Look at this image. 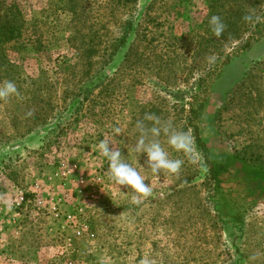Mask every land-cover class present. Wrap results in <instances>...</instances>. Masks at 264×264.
<instances>
[{"label": "rangeland", "instance_id": "rangeland-1", "mask_svg": "<svg viewBox=\"0 0 264 264\" xmlns=\"http://www.w3.org/2000/svg\"><path fill=\"white\" fill-rule=\"evenodd\" d=\"M57 1L15 0L23 35L0 56L19 91L0 100V264H264V0H140L127 15L78 0L77 17ZM114 15L137 34L104 71L84 68L75 46L116 32ZM149 114L190 130L196 153L168 148L181 173L155 176L130 151L153 187L136 204L96 146L120 127L130 149ZM54 207L87 218L82 239L66 243Z\"/></svg>", "mask_w": 264, "mask_h": 264}, {"label": "clouds", "instance_id": "clouds-1", "mask_svg": "<svg viewBox=\"0 0 264 264\" xmlns=\"http://www.w3.org/2000/svg\"><path fill=\"white\" fill-rule=\"evenodd\" d=\"M245 21H251V16H245ZM208 26L212 34L220 38L226 31V24L219 15H211L208 18ZM212 60L215 57L211 58ZM17 85L13 81L0 83V100H7L18 96ZM146 120L152 121V126L147 127L143 121H137L136 128L138 138L131 148L116 146L113 140L121 136L120 127L112 129L111 138L101 139L97 144V149L107 161V174L109 179L118 186H125L132 192V202L139 204L142 199H146L153 194V187L146 183V177L141 174L133 163L129 162L128 154L131 151L139 158L142 154L146 156L144 164L141 165L146 170L158 176L161 172L179 176L184 160L172 158L168 148L176 152H182L188 157H193L196 153L195 138L191 131L176 129L171 121L162 122L158 117L146 115ZM166 138V145L162 143L161 137ZM121 148L127 149V155L122 154ZM195 162V159H193ZM102 190V189H101Z\"/></svg>", "mask_w": 264, "mask_h": 264}, {"label": "trees", "instance_id": "trees-1", "mask_svg": "<svg viewBox=\"0 0 264 264\" xmlns=\"http://www.w3.org/2000/svg\"><path fill=\"white\" fill-rule=\"evenodd\" d=\"M78 0H58L63 12L70 13L73 17L79 15L78 8L80 7ZM111 9L113 13L122 12V14L132 13V10L137 8L140 0H111ZM156 0H151L149 6H154ZM134 14V13H133ZM121 18V16L114 15V18ZM242 17V16H241ZM241 17L237 18L238 21H242ZM241 19V20H240ZM24 17L19 9V6L15 0H0V56L2 53L5 55L6 45L20 39L23 35ZM135 20H122L116 22V32H111L106 38L96 33L93 39L88 45L85 40L84 44L75 46L78 51L79 62L84 68L92 70L94 65H97L94 69L97 71L105 70L107 66L113 63L115 57L118 55L121 49H123L129 41L131 33L138 32V28H135ZM239 28L234 29L235 33H238ZM118 33V36H116ZM227 36L223 37V41H229ZM72 39L70 42H73ZM212 42V40H209ZM4 57V56H3ZM228 59V57L226 58ZM4 64L1 58L0 65ZM103 84V83H100ZM98 84V85H100Z\"/></svg>", "mask_w": 264, "mask_h": 264}, {"label": "built area", "instance_id": "built-area-1", "mask_svg": "<svg viewBox=\"0 0 264 264\" xmlns=\"http://www.w3.org/2000/svg\"><path fill=\"white\" fill-rule=\"evenodd\" d=\"M29 205V200L25 196L23 191H20L15 203H14V210L20 211L23 207ZM52 215L56 222H64L63 226H61V234H67L65 241L68 245H72L74 240H79L84 237V235L89 230V224L87 218L82 216L81 212L79 213H62L57 208H53ZM16 222L17 219L13 218ZM69 232L70 235H69ZM67 264H73V262L68 261Z\"/></svg>", "mask_w": 264, "mask_h": 264}]
</instances>
